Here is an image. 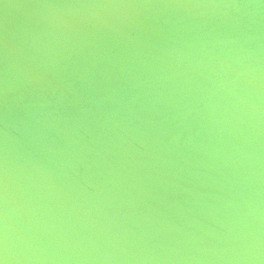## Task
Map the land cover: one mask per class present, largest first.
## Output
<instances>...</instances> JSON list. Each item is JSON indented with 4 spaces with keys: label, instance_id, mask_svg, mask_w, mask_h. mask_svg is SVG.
<instances>
[{
    "label": "water",
    "instance_id": "water-1",
    "mask_svg": "<svg viewBox=\"0 0 264 264\" xmlns=\"http://www.w3.org/2000/svg\"><path fill=\"white\" fill-rule=\"evenodd\" d=\"M0 264H264V0H0Z\"/></svg>",
    "mask_w": 264,
    "mask_h": 264
}]
</instances>
